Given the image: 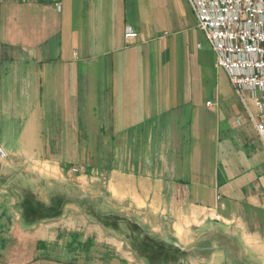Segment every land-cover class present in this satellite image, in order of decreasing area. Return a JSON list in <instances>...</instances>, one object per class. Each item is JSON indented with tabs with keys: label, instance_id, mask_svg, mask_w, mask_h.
Segmentation results:
<instances>
[{
	"label": "crops",
	"instance_id": "crops-1",
	"mask_svg": "<svg viewBox=\"0 0 264 264\" xmlns=\"http://www.w3.org/2000/svg\"><path fill=\"white\" fill-rule=\"evenodd\" d=\"M245 95L186 0H0V264H151L120 216L181 248L163 264H264L262 119ZM235 193L239 251L216 223Z\"/></svg>",
	"mask_w": 264,
	"mask_h": 264
},
{
	"label": "built area",
	"instance_id": "built-area-1",
	"mask_svg": "<svg viewBox=\"0 0 264 264\" xmlns=\"http://www.w3.org/2000/svg\"><path fill=\"white\" fill-rule=\"evenodd\" d=\"M197 26L215 53V66L223 69L240 99H253L254 117H264V0H186ZM137 32L126 27L124 38ZM209 104V101H207ZM264 138V124L256 121ZM7 153L0 146V159Z\"/></svg>",
	"mask_w": 264,
	"mask_h": 264
},
{
	"label": "rangeland",
	"instance_id": "rangeland-1",
	"mask_svg": "<svg viewBox=\"0 0 264 264\" xmlns=\"http://www.w3.org/2000/svg\"><path fill=\"white\" fill-rule=\"evenodd\" d=\"M161 1H163V0H161ZM198 38L202 41V42H204V37H203V35L200 33V34H198ZM198 39V40H199ZM256 119V118H255ZM262 120H263V117L261 118ZM257 120V119H256ZM260 121V120H259ZM263 122V121H262ZM263 124H264V122H263ZM260 135V134H259ZM0 146H2V145H0ZM3 147V146H2ZM4 148V147H3ZM5 149V151H6V153H7V157H8V152H7V149L6 148H4ZM60 165L62 166V167H68V168H74V167H76L77 165H76V161L75 160H73V159H69V160H65V159H62L61 161H60ZM74 169H76V168H74ZM94 191H96V189H92V192H91V194L94 192ZM242 196H243V193H235V195H234V197L232 198L233 200H234V203H233V207H230V205L231 204H229V208L228 207H224V208H222V210H224V214L226 213L227 215H230V217H229V222L228 223H225V222H223L221 219L220 220H217L216 221V223H217V226H218V228H219V230H220V232L221 233H223V232H226L227 231V233H230V234H234L235 235V238L237 239V240H235V245H236V247L238 248V251L240 250V248H241V241L239 240V238H238V234H239V232H240V221H241V216H243V219H244V216H246V209L245 208H242L241 206H240V203H241V201H240V199H242ZM85 199H87V201H89L90 203H96L97 202V198H96V196H94V195H90V194H88L86 197H84ZM93 209H94V211H95V209L96 208H93V207H90L89 209H88V211L90 212V214H91V212L93 211ZM249 210H251V209H249ZM98 216V215H97ZM97 216H95L96 218H97ZM106 217H107V219H106V224L104 223V225L103 226H105V227H108V226H112V223L113 224H116V221H114L115 219L113 218V217H111V216H108V215H106ZM121 217V220L123 221L122 223H120V227H121V229H120V231L122 232V238H124L125 240H126V242L128 243V244H130L129 245V248H127L126 250H129V252H132L133 253V255H135L134 254V252L136 251V254L137 255H139L140 254V252H138L136 249H134V247H133V245L131 244V242H130V239H131V232H130V229H134V228H140L136 223H134V222H132L131 220H129V219H127L126 217H123V216H120ZM98 221V220H97ZM102 223V222H101ZM100 223V224H101ZM103 224V223H102ZM140 230V229H139ZM238 234H237V233ZM139 234V233H138ZM141 235H143V233H140ZM171 244V243H170ZM222 244H226V242L225 241H222ZM172 245H173V243H172ZM125 248V247H124ZM131 250V251H130ZM134 251V252H133ZM130 254V253H129ZM137 255H135V256H137ZM141 255V254H140ZM138 257V256H137ZM140 258V257H139ZM144 261H145V263H147L148 264V262H147V260L146 259H143ZM134 264H139L138 262H135L134 261Z\"/></svg>",
	"mask_w": 264,
	"mask_h": 264
},
{
	"label": "trees",
	"instance_id": "trees-1",
	"mask_svg": "<svg viewBox=\"0 0 264 264\" xmlns=\"http://www.w3.org/2000/svg\"><path fill=\"white\" fill-rule=\"evenodd\" d=\"M62 197H56V206L51 207L55 214L60 212L59 206L62 201ZM131 239L130 242L134 249L145 256L151 264H163L175 261L183 253L180 247L175 246L172 243L164 244L158 242L147 235H141L142 233L137 227L130 229ZM139 233V234H138Z\"/></svg>",
	"mask_w": 264,
	"mask_h": 264
}]
</instances>
